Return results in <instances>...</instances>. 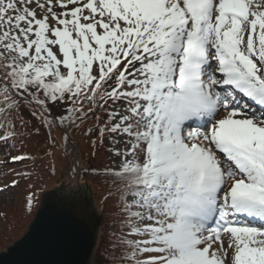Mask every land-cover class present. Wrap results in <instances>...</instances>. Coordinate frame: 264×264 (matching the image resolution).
<instances>
[{"label":"snow or ice","instance_id":"1","mask_svg":"<svg viewBox=\"0 0 264 264\" xmlns=\"http://www.w3.org/2000/svg\"><path fill=\"white\" fill-rule=\"evenodd\" d=\"M22 182L82 219L101 185L104 264H264V0H0V196Z\"/></svg>","mask_w":264,"mask_h":264},{"label":"water","instance_id":"2","mask_svg":"<svg viewBox=\"0 0 264 264\" xmlns=\"http://www.w3.org/2000/svg\"><path fill=\"white\" fill-rule=\"evenodd\" d=\"M82 199L94 212L91 219L78 214L79 201L61 205L51 199L35 212L23 236L1 250L0 264H91L104 218L94 187Z\"/></svg>","mask_w":264,"mask_h":264},{"label":"rangeland","instance_id":"3","mask_svg":"<svg viewBox=\"0 0 264 264\" xmlns=\"http://www.w3.org/2000/svg\"><path fill=\"white\" fill-rule=\"evenodd\" d=\"M29 151H36L31 144L29 145ZM20 167V166H16ZM49 184L52 182L49 181ZM26 185L22 182L19 189L13 190L8 195L0 196V252L7 246H10L13 241L21 238L32 222L34 215H26L23 207V194ZM95 195L97 196L98 206H101L103 192L99 190L98 186H94ZM11 197V199H9ZM37 210L34 208L33 213ZM101 212V207H100ZM105 211H103L104 213ZM103 213L100 215L104 218V224L100 229L102 232L109 231L108 226H105V219H108ZM6 214V215H5ZM109 222V220H108ZM100 235V234H99Z\"/></svg>","mask_w":264,"mask_h":264},{"label":"trees","instance_id":"4","mask_svg":"<svg viewBox=\"0 0 264 264\" xmlns=\"http://www.w3.org/2000/svg\"><path fill=\"white\" fill-rule=\"evenodd\" d=\"M94 186H98L99 190L103 192V196H104V194H105L104 188L99 184H95ZM99 203H101V202L99 201ZM100 207L102 208V204ZM103 207H104L103 211H105V212L103 213V211H101V214L103 213V215L104 216L106 215V217L108 218V214H109L110 209L108 206H103ZM108 220H109V218L105 219V223H106L105 226H108V224L110 222V221L108 222ZM107 232L108 231H104V230L102 232H100L99 239H98L99 243H98L97 248L94 251L95 254L93 256L91 264H104L105 253L103 250H104V247H105V244L107 241Z\"/></svg>","mask_w":264,"mask_h":264}]
</instances>
